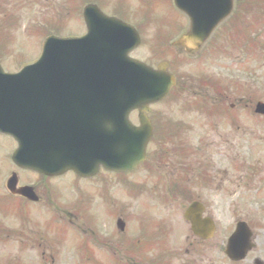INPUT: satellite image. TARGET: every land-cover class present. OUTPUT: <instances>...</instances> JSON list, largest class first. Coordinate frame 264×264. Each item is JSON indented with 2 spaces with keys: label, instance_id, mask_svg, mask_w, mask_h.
I'll use <instances>...</instances> for the list:
<instances>
[{
  "label": "rangeland",
  "instance_id": "obj_1",
  "mask_svg": "<svg viewBox=\"0 0 264 264\" xmlns=\"http://www.w3.org/2000/svg\"><path fill=\"white\" fill-rule=\"evenodd\" d=\"M88 3H96L105 13L124 18L139 31L142 40L131 56L153 67L166 60L169 69L177 74V84L168 96L152 105L151 118H157L159 111L164 118L171 117V114L176 118L175 103H216L214 91L218 87L241 88L238 92H241L242 96H238L241 101L234 99L236 92L233 90L235 94L229 91L228 103L242 107L239 116L243 121V134L238 133L237 140H234L229 127L223 126L219 130L220 138H214V134L209 137L213 156L224 159L221 170H228V181L218 189L212 184L211 190L203 197L216 222V233L208 241L195 239L189 228H183L180 218L179 246L181 250L190 249L192 264H253L256 257L264 262V182L259 184L264 180V118L256 117L250 111V104L264 101V0H234L230 16L217 26L197 52L191 54L174 46L173 42L187 30L189 22L175 9L172 0H0V60L3 66L17 70L23 65L17 61L20 57L32 60L40 52L42 40L47 35L85 33L82 9ZM143 12L147 14L145 18ZM172 23L176 24L173 29ZM231 34L234 40L230 39ZM196 116L197 113L191 111L181 114L180 118ZM134 117L130 115L131 119ZM16 148L15 142L0 134V166L18 171L11 161ZM236 157L243 167L233 171L229 167ZM131 184L136 185L135 182ZM52 188L53 198L62 204L94 208L98 205L106 207L114 200L121 203L127 195L126 189L118 194L107 186L92 187V179L80 183L72 176ZM135 191L136 188L129 190V194ZM257 203L261 205L259 211H256ZM240 219L247 221L253 230L256 246L245 260L231 262L224 255V245ZM0 253L3 264L9 261L17 264L11 247L0 244ZM31 257L36 262L40 258L37 251ZM56 257L55 264H78L77 255L69 251Z\"/></svg>",
  "mask_w": 264,
  "mask_h": 264
},
{
  "label": "flooded vegetation",
  "instance_id": "obj_2",
  "mask_svg": "<svg viewBox=\"0 0 264 264\" xmlns=\"http://www.w3.org/2000/svg\"><path fill=\"white\" fill-rule=\"evenodd\" d=\"M219 91L214 93L216 103H175L176 118L152 119L153 137L145 160L135 170L115 173L99 167L91 178L92 187L107 186L118 194L126 189L121 203L114 200L106 207L94 208L56 201L52 187L63 184L66 176L82 182L72 171L53 177L29 171L17 174V188L32 186L38 196L29 200L7 188L13 171L8 167L4 172L0 166L1 246L12 248L17 264H36L31 257L35 251L42 264H54V256L67 250L79 255L81 264H180L177 239L181 208L194 200L203 203L212 184L218 189L228 181V170L220 168L224 159L213 156L209 137L214 134L220 138L223 126L229 127L234 140L238 133L243 134L242 107L219 102L217 94L226 95ZM63 92L71 96L60 98L62 105H78L79 90L65 88ZM191 111L197 116L180 118ZM236 159L231 161L230 170L241 168ZM134 188L135 193L129 194ZM51 212L54 215H49ZM185 253V264H192L191 253L188 249Z\"/></svg>",
  "mask_w": 264,
  "mask_h": 264
},
{
  "label": "water",
  "instance_id": "obj_3",
  "mask_svg": "<svg viewBox=\"0 0 264 264\" xmlns=\"http://www.w3.org/2000/svg\"><path fill=\"white\" fill-rule=\"evenodd\" d=\"M174 1L191 21L189 32L177 41L187 49L198 48L231 10V0ZM84 17L88 29L84 37L47 38L43 56L55 57L41 60L38 64L43 65L37 73L31 71L36 65L12 76L0 69L3 87H79L83 90L77 148L69 141L59 159L50 156L45 147L44 130L40 132L35 126L37 120L29 117L43 108L28 109L30 114L25 115L23 122L5 129L18 141V149L12 157L18 165L48 174L73 169L82 176H89L99 164L114 170H127L143 159L150 125L141 116L145 119V127L133 128L128 122V112L132 107L147 110L146 104L166 95L174 78L166 72V64L153 70L128 57V52L139 43L131 27L103 15L94 5L84 9ZM18 77L25 79L13 82ZM257 110L264 114V104L259 103ZM111 120L115 123H109ZM70 147L71 153L68 152ZM201 209L199 205H191L185 218L192 222L195 233L209 235L213 226L210 220H200ZM248 240L246 225L239 223L229 238L227 255L236 260L243 258L250 248Z\"/></svg>",
  "mask_w": 264,
  "mask_h": 264
}]
</instances>
